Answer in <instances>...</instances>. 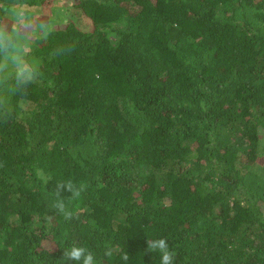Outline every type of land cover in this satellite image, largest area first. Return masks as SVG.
<instances>
[{
    "label": "trees",
    "instance_id": "trees-1",
    "mask_svg": "<svg viewBox=\"0 0 264 264\" xmlns=\"http://www.w3.org/2000/svg\"><path fill=\"white\" fill-rule=\"evenodd\" d=\"M48 3L0 0V23ZM68 5L35 23L37 82L0 87V264H160L157 238L175 264H264V0Z\"/></svg>",
    "mask_w": 264,
    "mask_h": 264
},
{
    "label": "clouds",
    "instance_id": "clouds-1",
    "mask_svg": "<svg viewBox=\"0 0 264 264\" xmlns=\"http://www.w3.org/2000/svg\"><path fill=\"white\" fill-rule=\"evenodd\" d=\"M19 7L20 5H16L14 11L3 7L5 15L15 14V25L0 23V87L11 81L13 89L26 90L29 85L37 82L39 72L35 60L30 55L31 45L26 40L27 28L30 27L31 21L22 9L16 12ZM22 34L24 38L17 40ZM47 34L48 32L45 38ZM67 51L70 52L71 49ZM10 115V111L5 109L0 112V119L7 120ZM37 175L45 185L48 184L49 178L42 170L38 169ZM85 189L86 185H77L71 179L57 182L54 188L57 199L53 206L65 219H72L74 213L69 205L77 201ZM65 192L69 194L67 201L62 197ZM146 244L147 252L160 254V264H175L177 253L169 247L167 238L146 239ZM113 251L114 249L109 248L105 255L111 256ZM63 258L65 261H75L76 264H96L95 256L91 251L75 244L64 250ZM121 260L129 261V255L122 252Z\"/></svg>",
    "mask_w": 264,
    "mask_h": 264
},
{
    "label": "rangeland",
    "instance_id": "rangeland-1",
    "mask_svg": "<svg viewBox=\"0 0 264 264\" xmlns=\"http://www.w3.org/2000/svg\"><path fill=\"white\" fill-rule=\"evenodd\" d=\"M69 2L70 0H49V3L44 8H41V11L33 13L29 17L31 24L30 27L27 28L26 32L27 42L29 44L35 42L36 31L38 29L35 26V23H48L53 27H60L61 25H63L69 17V12H64V7H66ZM14 25L15 20L13 23H10V26Z\"/></svg>",
    "mask_w": 264,
    "mask_h": 264
}]
</instances>
